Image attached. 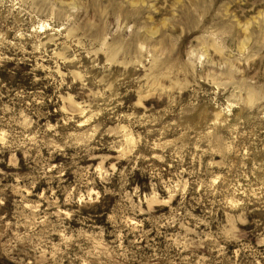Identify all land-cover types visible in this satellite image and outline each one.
<instances>
[{
	"label": "rangeland",
	"instance_id": "rangeland-1",
	"mask_svg": "<svg viewBox=\"0 0 264 264\" xmlns=\"http://www.w3.org/2000/svg\"><path fill=\"white\" fill-rule=\"evenodd\" d=\"M0 264H264V0H0Z\"/></svg>",
	"mask_w": 264,
	"mask_h": 264
},
{
	"label": "bare ground",
	"instance_id": "bare-ground-1",
	"mask_svg": "<svg viewBox=\"0 0 264 264\" xmlns=\"http://www.w3.org/2000/svg\"><path fill=\"white\" fill-rule=\"evenodd\" d=\"M241 48V47H240Z\"/></svg>",
	"mask_w": 264,
	"mask_h": 264
}]
</instances>
